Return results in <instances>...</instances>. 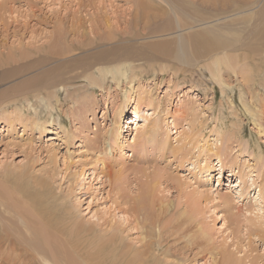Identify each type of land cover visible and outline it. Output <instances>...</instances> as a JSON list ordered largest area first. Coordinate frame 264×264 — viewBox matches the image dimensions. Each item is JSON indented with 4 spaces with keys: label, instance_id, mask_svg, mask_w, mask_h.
I'll return each instance as SVG.
<instances>
[{
    "label": "rangeland",
    "instance_id": "rangeland-1",
    "mask_svg": "<svg viewBox=\"0 0 264 264\" xmlns=\"http://www.w3.org/2000/svg\"><path fill=\"white\" fill-rule=\"evenodd\" d=\"M155 1L168 7L161 0ZM243 1L253 4L245 8V13L230 12L216 23L213 19L193 29L179 27L178 20L169 14V20L159 24L163 36L149 38L144 34L128 43L139 51L141 40L154 43L168 39L176 48L187 49L190 35L209 28L216 39L227 42L222 46L229 49L225 55L216 50L210 58L196 60V68L184 67L187 72L178 66V61L175 66L163 63L169 69L162 72L156 64L155 72L130 71L129 79L116 82L108 77L104 86L99 83L86 89L88 81L83 73L88 69L90 55L99 49L86 46L87 37H94L95 32L101 37L117 30L125 33L140 20L139 30L145 22L135 20L137 0H0V101L9 99L0 108V124H4L0 130V214L6 228L18 226L21 231L0 234V263L2 256L6 264H42L20 240L31 239L45 215L60 229L74 230L69 240L77 245L74 247L80 251L75 250L81 264H118L120 261L111 255L116 246L110 239L112 234L119 235L126 249L130 245L139 247L141 234L147 238L150 234L142 223L137 227L132 219L129 224L120 221L115 201H121L123 195L126 200L129 196L135 198L141 188H152L156 178L160 182L156 191L159 205L173 203L176 207L180 202L183 208L192 201L197 205V216L191 221L188 215L172 217L176 212L173 205L172 213L163 214L162 221L153 217L158 222L154 232L162 230L161 236L172 247L170 252L175 256L171 262L211 264L207 260L209 252L214 253L213 247H218L232 253L242 264H264V219L259 218L262 212H245V208H257L254 199L258 186H250L245 201L236 203L243 189L236 186V172L240 170L246 177L264 173V116L260 122L252 116L258 115L259 90V99L264 103V59L251 46L258 44L257 36L250 38L253 31L258 32V0ZM261 3L262 8L264 0ZM238 18L241 23L236 21ZM158 21L152 25L158 26ZM222 21L230 26L216 27ZM73 26H77L76 34L59 30H71ZM60 34L66 37L64 42L60 39L62 45L76 42L85 46V54L75 52L67 57L70 61L62 62L63 58L46 53ZM187 50L184 52L189 56ZM215 59L226 61L221 74L224 85L207 70V64ZM14 69L17 71L12 75L5 73ZM51 80L65 87L60 97L44 99L37 95L36 85H49ZM53 91L56 90L50 88L46 93ZM147 97L155 105L160 103L156 120L162 129L154 140L149 138L148 123H144L141 110L151 109L148 101L145 104L140 100ZM140 102H144L141 109H135ZM244 102L253 113L245 109ZM42 127L50 129L41 136ZM176 131L181 132L180 136ZM222 138L226 146L217 148ZM219 160H224L225 165L217 166ZM224 195L232 198L225 205L219 199ZM132 198L129 199L134 202ZM262 207L264 212V204ZM198 222L211 235L210 245L197 232ZM23 224L28 226L27 232ZM56 239L63 247L70 245L61 235L56 234ZM106 246L109 247L104 251ZM201 247L203 252L193 259ZM61 251L65 256V250ZM221 262L222 258L218 264Z\"/></svg>",
    "mask_w": 264,
    "mask_h": 264
},
{
    "label": "bare ground",
    "instance_id": "bare-ground-1",
    "mask_svg": "<svg viewBox=\"0 0 264 264\" xmlns=\"http://www.w3.org/2000/svg\"><path fill=\"white\" fill-rule=\"evenodd\" d=\"M161 1L165 4H167L168 7L166 5L160 3V2L157 3L155 0H137V7L134 11L135 20H138L139 18H141L145 22L144 25L139 30H137V27L140 26V24H141L140 20H139V22L137 21L138 23L135 22L134 24H132V29H130L129 31L125 30V33H121L119 30H117L115 32L109 33V34L101 37L95 32L96 34L93 33L94 37H89V36L87 37L86 40H87L88 44L86 46L95 45V46H98L99 49L90 55L89 62H88V69H86L84 71L85 73H83L85 80L88 81L87 84L85 85L86 89H88V87L91 85H97L99 83H100L101 87L104 86V84H107V82H108V77H112V79L115 80L116 82H118L117 80H120V78H124V77L129 79L128 72H130V71L135 72L137 70H140V71L144 72L148 69L152 72L153 71L155 72L158 68L157 65H159L160 69L162 68L161 69V72H162V71H164V68L169 69V67L166 66L167 63L172 64V65L169 64V66H175L174 64H176L175 62H177V61L179 63H181L180 65H178V64L177 65L184 72H187V70H185L184 67L188 68V69L196 68V66L194 65V64H197L196 60H198L200 58L206 60V59L210 58L216 50L220 49V52H222L223 55H225L224 53H227L229 51V49H227V47L224 48L222 46L224 44H226L227 42L223 41V39H222L223 42H221L219 39H216L217 36L215 37L213 34H211L210 30H208L209 28L208 29H202L200 32L192 34L187 38V43H188L187 49H190V50L185 49L186 48L185 46L176 48L175 46H173V43L168 41V39L166 40L168 42H166V41L162 42L161 41V42H154V43H153V41H146L145 42V40H141L140 42H138L140 44V48L138 47L140 52L137 51L135 47H133L132 45H129L128 43L132 42L133 40H136L139 35L145 34V35H148L149 38H152V35L155 37L163 36L162 35L163 30L162 31L160 30V29H162L161 28L162 25L160 23L161 22L163 23V22H166L167 20H169L168 19L169 14L173 15V17H175L178 20L177 25L179 27H187V29L188 28L193 29V28H195V26L200 25V23H201V25H205V22L207 24L211 20L212 21L215 20L214 22L216 23V22H218V20H221V18L227 17L226 15L229 14L230 12H233L234 15L240 14L241 12L245 11L246 7H251L253 5L251 3H247L243 0L241 2L238 0L237 1H231V0H221V1L220 0H161ZM261 4H262L261 0L260 1L258 0V32L255 33V31H253L254 33L252 32L251 37H250L252 39L253 37L257 36L256 38H258V44L257 43L254 44V45H257V47L254 45H251V44L250 45L252 47H255L254 51L258 50V56L260 58H262V60H263L264 59V6L261 8V6H260ZM206 8H208L210 10L206 11ZM149 11H159L160 13H162L164 15H156V14L150 13ZM156 20H159L158 21L159 23H157V24H158V26H159V24L161 26L158 27L157 25H152L155 23ZM237 20H239V18L236 19V21ZM237 22L241 23L242 21L240 20ZM226 23H227V21H222V23L215 24V25H216V27H218V25H219L218 28L222 29V26L224 28H225V26H230L228 23L227 24ZM234 23L235 22L232 21V25ZM76 27L77 26H73L71 28V30H68V29L63 27V28H60L59 30L61 32L63 31L62 33L67 32L69 34L70 33L76 34ZM229 28L230 27H228V29ZM92 32H94L93 29H92ZM219 33H220V31H219ZM69 34H67V35H69ZM209 34H211L212 36ZM60 35H61V37L58 39H56V37H55L54 42L49 46L46 53H48L52 57L63 58L62 62L70 61V58H67V57L72 56L73 53H75V52L80 51V53L85 54V53H83V51L85 50V46H80V45L76 44V42L72 41L71 43L69 42L70 45H66V44H65V46L62 45L61 43L66 41L65 40L66 37H63L62 34H60ZM211 37H213V38H211ZM162 38H164V37H162ZM256 38H254V40ZM60 39H62V40L64 39L63 42ZM173 39H176V38L173 37ZM177 39H178V37H177ZM214 39H216V42L214 41ZM251 39H249V40H251ZM254 40H252V41H254ZM172 42H173V40H172ZM256 42H257V39H256ZM184 50H187L188 52H190L189 56L187 53L184 52ZM216 52H218V51H216ZM193 56H195V57L193 58ZM223 62L226 63V61H221L220 59H215L213 62H211V64H209V63H208L209 65L207 64L208 72H210L212 78L221 85H224V82H223V79L221 76L222 69L224 68V67L222 68V66L224 64ZM163 63H165L166 65H163ZM25 66L26 65H24L22 67H25ZM128 68H129V70H128ZM16 71H17V69H14V70H11V71L5 72V73L12 75ZM176 71H177V69L175 67H173V72H176ZM46 74H47V72H45V75ZM36 86H37L36 94L43 96L44 99H46V98L51 99L54 96L60 97V92L65 91V87H62L61 83H59L58 81H54L52 83V80H51L49 85L42 84L39 82ZM50 88H54V90H56V91L46 93ZM261 94H262V91L259 90L258 111H255L256 113L258 112V115H255V114L252 115L253 117L258 118V122H260L264 116V103L262 100L259 99V96H262ZM255 98L257 99L256 96H255ZM8 100H9L8 98L1 100L0 101V108H2V105H4V103ZM140 100H145L146 101L145 104L148 101V104L151 105V109H145L146 107L144 109H141V104H144V102H140V105H138L135 109H141L142 112L144 113V119H143L144 123H148L147 124L148 127H147L146 131H149V138L150 139L153 138V140H154L155 138H157V136L160 132V129H162V126H160V122H159V124L157 122L159 120H156V117L159 115V114L157 115V113H158L157 108L160 107V103L157 102L155 105L153 100L151 98H148V97H147V99L140 98ZM49 103H50V105L53 104L52 101ZM245 103L246 102L243 103V106H245V109L247 108L248 111L251 110L249 108L250 105L248 106ZM132 112L136 113V111H134V110ZM249 112L253 113L254 110L249 111ZM122 114L123 113L121 112L120 116H119V120L121 119ZM260 117H261V119H260ZM27 122H29V121H27ZM29 123H31V122H29ZM135 123H136V120H135ZM9 124H10V122H9ZM138 124L139 123H137L136 126ZM2 125H4V124H0V130H2V127H3ZM38 125H40V123H38ZM49 129L50 128H48V127H42L39 129V131H40L39 134L42 136L45 133H47ZM166 129L168 130V128H166ZM8 130L11 131L10 128ZM177 132L178 131H176L175 133H177ZM180 133L181 132H178L179 136H180ZM177 143H178V141H177ZM225 146H226V143L223 142V138H222L220 140V143H218L217 148L218 147L223 148ZM178 147H180V146H178ZM178 150H179V148H178ZM227 151H229V147H228ZM189 152H190V150H189ZM133 156L134 155L132 154L131 157H133ZM103 162H104V160L102 161V163ZM224 162H225L224 160H219L217 162V166H220V165L224 166L225 165ZM222 170L225 171L224 168H222ZM205 172L208 173V176L212 175V172H210V170H205ZM236 173L239 176L236 186L243 188L241 190V192L239 193L238 201L236 203L242 202L246 198V195L249 193L250 186H255V185L258 186V195L256 196V198L254 197L255 198L254 201L256 203V205L255 204L254 205L257 206V208L254 207V210H252V211L245 208V212L247 214H249V213L252 214L254 212H257V214H260V212H262L260 214L262 217H259L257 214H254V217H255V219H259V218L264 219V212H263V207H262V204H264V182H263L264 181V173L262 175L259 173L258 177L253 176V175L246 177L245 175H243L241 173L240 170H238V172H236ZM218 174L221 175L220 172H218ZM233 176H236V175L234 174ZM257 178H258V180H257ZM154 179H155L154 183L151 184L152 188H150L149 186L148 187L145 186V187L140 189V194H138V196H136L135 198H132L129 196L130 199L131 198L134 199L133 200L134 202H131V200L129 198L126 200L125 198L127 196H124V195L122 197V200L120 199L122 202L121 201H118V202L115 201V203L117 204L116 206H118L117 207V209L119 210L118 212H119V214H121V216H120L121 220L120 221L123 220L129 224V223H131L132 220H134L135 221L134 223H136L135 225L137 227L140 226L142 223L143 228H147L149 230V234H150L149 238H147L148 236L141 234V236H142L141 239L137 240L140 243L139 244L140 246L135 248V247H133L134 245L131 246L129 244L130 248H128V249L124 248V244H123L124 242L122 241V239L119 237V235L117 233L112 234L113 237L111 236L112 238H110V239L112 241V244L116 245V246H115V248H113V253L111 255L114 258V260L120 261L118 264H180V262H177V261L176 262L170 261L171 257H173L174 254L170 252V251H172V247L170 245L168 246L169 242L164 240V238H163L164 236L163 237L161 236L162 230H159V233H157V234L154 232V231H156V230H154V227H156L158 225V222L154 221L153 217H155L159 221H162L161 216L163 214H165V215L169 214L170 215L172 213V210H173L172 205L174 207L173 203L168 204V206H165L164 204L159 205V203H158L159 200L157 199L156 191L158 190V187L160 186V182H158V180L156 178H154ZM260 182L263 184H260ZM119 197H121V196H119ZM219 199H220V201H222V203L224 205L227 204V202L230 201V199L232 200L231 196H229V195H224L223 197L221 196ZM234 203L235 202H233V204ZM178 204H177L178 206L174 207V210H176V212H173L172 217L176 218L179 216L184 217V216L188 215L189 221L194 220V218H196V216H197L196 215V206H197L196 202H193V201L187 202V203L183 204V205H185V207H183V208H180V205H181L180 202ZM1 207H4V205H1ZM156 207L158 208L157 212H156ZM165 207H166V211H164ZM169 209H171V211ZM1 210H2V208H1ZM238 212H239V210H238ZM5 213H7V212H5ZM245 216H246V214H245ZM44 218H45V220L41 222V228H38L34 232L31 239H27V237H25V239L20 240V242L23 244L25 243L29 247V250L35 255V258L33 255V258L36 261L39 260L42 264H81L78 260V259H80V254L78 253L80 251L75 248V247H77V245H73L74 240L73 239L69 240V237H73V231L74 230L70 229L68 231H64V230L60 229L59 227H57L54 224L52 219L46 217L45 215H44ZM173 219L174 218H171V220H173ZM2 220H3V216L0 214V234L1 235H2V233L7 234V235L9 233L10 234H20L21 233L18 226H15V227L10 226L9 229L6 228L7 226L6 227L4 226V224L2 223ZM247 220L254 221V219H247ZM196 221H197V219H196ZM185 222H187V221H185ZM201 222H198V224L196 226L198 229L197 232L199 233V235H201V238L204 240V242L208 243V245H210L211 244V237H210L211 235L209 233H207L205 230H203V227H202L203 223H201ZM170 224H172V223H170ZM136 226H134V229L136 228L137 230H139ZM183 226H186V224L184 223ZM23 227H24L25 231L27 232L28 226L26 224H23ZM76 230H78V228ZM30 231H31V229H30ZM56 234L64 237L65 240L70 245H67L65 247L61 246L60 242L57 241V239H56ZM103 235H104V237L107 236V234H103ZM18 236L21 237L22 234H21V236L20 235H18ZM19 237L17 238V236H16L17 239H19ZM178 240H179V238L178 239L176 238L175 241H178ZM11 243H12V241H11ZM4 244H6V243H4ZM13 245H14V243L11 246H13ZM129 245L126 247H129ZM208 245L206 244L205 247H207ZM7 247H6V249L11 248L10 246L8 248ZM21 247H23V246H21ZM108 247L109 246L104 247L103 250L105 251V249H107ZM14 248H16V247L14 246ZM61 248L65 250L64 251L65 256L62 254ZM12 249H13V247H12ZM12 249L10 251H12ZM25 249H26V247H25ZM202 249H203V247H201L200 253H198V252L194 253L193 259H195L198 255H200L203 252ZM75 250L78 252H76ZM213 250H214V253L209 252L210 257L207 259V260H211L210 261L211 264L220 263V258H222L221 264H242L238 259H236L234 257V255L232 253H228L226 251L222 252L218 247H213ZM190 251L194 252L192 248L190 249ZM0 252L3 253L2 251H0ZM13 252L14 251H12V254H13ZM5 253H8V252H5ZM119 254L121 255V258L118 259V257L120 256ZM27 255H28V253H27ZM218 255L220 257L219 259H217ZM5 256H6V254H5ZM10 257H13V256L11 255ZM18 258H20V257L18 256ZM249 262H250V264H255L254 262H251V261H249ZM0 264H6V259L3 258L2 256H1V263ZM243 264H246V263L244 262Z\"/></svg>",
    "mask_w": 264,
    "mask_h": 264
}]
</instances>
